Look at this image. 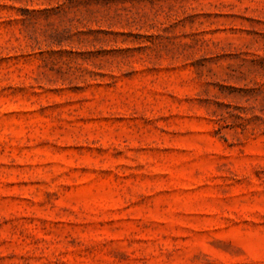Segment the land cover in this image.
<instances>
[{"label":"rangeland","instance_id":"1","mask_svg":"<svg viewBox=\"0 0 264 264\" xmlns=\"http://www.w3.org/2000/svg\"><path fill=\"white\" fill-rule=\"evenodd\" d=\"M0 264H264V0H0Z\"/></svg>","mask_w":264,"mask_h":264}]
</instances>
